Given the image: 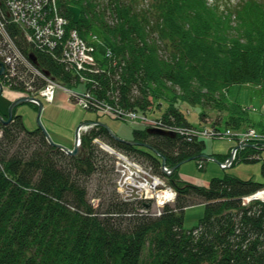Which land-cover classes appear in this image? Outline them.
<instances>
[{"label": "trees", "instance_id": "obj_1", "mask_svg": "<svg viewBox=\"0 0 264 264\" xmlns=\"http://www.w3.org/2000/svg\"><path fill=\"white\" fill-rule=\"evenodd\" d=\"M59 7L68 30L87 40L99 33L114 51L87 86L100 99L143 113L165 105L170 125L192 126L181 109L187 103L202 107V121L218 112L215 126H255L228 92L243 83L264 92V0L226 9L208 0H59ZM9 29L25 53L36 52L21 29ZM36 55L43 71L78 84L64 64ZM0 128V264H264V202L242 203L264 183L226 174L201 186L179 179L176 169L169 181L178 196L154 215L144 202L120 197L115 157L95 139L160 173L152 150L116 140L102 125L82 134L76 156L42 129H28L20 114ZM189 137L135 129L134 139L174 166L203 152L205 137ZM242 150L238 159L258 160L256 148ZM196 203H205V213L186 229L185 210Z\"/></svg>", "mask_w": 264, "mask_h": 264}, {"label": "built area", "instance_id": "obj_2", "mask_svg": "<svg viewBox=\"0 0 264 264\" xmlns=\"http://www.w3.org/2000/svg\"><path fill=\"white\" fill-rule=\"evenodd\" d=\"M0 15V59L7 68L5 82L21 83L28 92H38L48 101L54 99L56 88L61 86L24 55L12 36L10 24L18 26L33 47L73 69L81 80L91 81L92 72H100L95 46L85 40L77 29L67 30L68 20L62 15L58 0H0ZM105 55L112 57V51L107 49ZM23 63L26 69L21 74L19 68ZM40 80L44 81V85L38 90ZM65 89L71 99L84 108H95L99 112L126 120H139L146 126L175 131L189 138L214 136L237 139L240 144L253 143L264 149V132L254 127L223 130L213 125L201 129L170 125L162 118L149 117L145 113L99 99L88 90L73 92ZM106 148L116 157L117 189L125 200L152 204L154 215H160L165 205L176 200L177 190L162 173L156 172L153 167L143 166L123 152L109 146ZM228 165L229 162L223 164L224 167ZM160 168L162 172L170 171L167 165H161ZM253 201L264 202V187L242 197L245 205Z\"/></svg>", "mask_w": 264, "mask_h": 264}, {"label": "rangeland", "instance_id": "obj_3", "mask_svg": "<svg viewBox=\"0 0 264 264\" xmlns=\"http://www.w3.org/2000/svg\"><path fill=\"white\" fill-rule=\"evenodd\" d=\"M240 0H208V3L214 5L218 3L222 9H226L227 6L231 8L235 7ZM63 15V14H62ZM1 16V15H0ZM64 16V15H63ZM65 17V16H64ZM67 19V18H66ZM68 20V19H67ZM69 23V21H68ZM18 27V26H17ZM19 28V27H18ZM85 39V38H84ZM87 40V39H85ZM92 43L96 48V56L102 57L106 53V49L112 51V57L114 55L113 49L108 45V42L102 37L101 34H91L87 40ZM110 57V58H112ZM104 59V57H102ZM109 58V57H108ZM102 59V60H103ZM93 80V77L91 76ZM91 80V81H92ZM89 79H83L82 82L78 80V84L68 85V88L73 92H82L90 84ZM60 91V89H59ZM19 94V91L5 89V94L0 97V108L5 109L6 98L8 94L14 95ZM94 96L98 97L95 93L91 92ZM67 96V95H66ZM99 98V97H98ZM228 98L232 102H238L250 111L251 123L254 124V128L258 131L263 130L264 132V92L262 89L250 83L234 84L231 86L228 92ZM74 101V100H73ZM69 101L70 107L62 109L63 106L51 108L43 107L40 121L38 120V108L29 102H23L16 107L17 113L23 116L25 125L28 129L35 130L40 124L50 135L52 140L56 144L64 145L57 142L56 139H60L57 136V131L53 132L54 129L59 131V134H63L66 143L71 144L74 138L76 139L77 127L82 122H101L108 125L119 137L126 140H133L135 137V129H146V125L141 124L139 120H126L119 116H111L109 114H102L95 108H84L75 101ZM44 105H48V102ZM167 105V101H163ZM2 106V107H1ZM165 105L157 106L154 104L153 110L144 112L150 117H162L165 111ZM9 108V105H8ZM181 109L185 113L187 121L193 127L204 128V125L212 126L213 122L216 121L218 112L211 111L209 115L201 119L202 107L200 105L190 106L187 103L181 105ZM62 110V111H61ZM7 112V111H6ZM2 112V113H6ZM226 120V118H225ZM47 123V125H46ZM216 123V122H215ZM219 128L225 130L226 125H217ZM91 127L88 128V130ZM246 128V127H245ZM85 132V131H84ZM205 148L198 156L192 160L184 162L178 169L177 174L179 179L198 184L201 186H209L211 180L214 177H224L226 174L236 176L243 180L252 179L256 182L264 183V150L255 153L257 161H247L234 158V164L227 168H222L221 161H227L233 148L239 145L237 139L223 138V137H212L207 136L205 139ZM101 144V143H100ZM66 146V145H64ZM68 147V146H66ZM75 147V143L74 146ZM144 147V146H143ZM69 148V147H68ZM242 149H239V156L243 157ZM246 153H251L250 150ZM224 159V160H220ZM144 164V163H143ZM173 204V203H172ZM205 213V203H196L190 205L185 210V221L184 227L186 229L194 228L199 224L200 219Z\"/></svg>", "mask_w": 264, "mask_h": 264}, {"label": "water", "instance_id": "obj_4", "mask_svg": "<svg viewBox=\"0 0 264 264\" xmlns=\"http://www.w3.org/2000/svg\"><path fill=\"white\" fill-rule=\"evenodd\" d=\"M30 58L36 63L37 62V57L34 53H31L30 54ZM5 71V65L3 62L0 61V75H2ZM48 74V72H47ZM2 94V84L0 83V96ZM33 98L32 97H20L18 99H16L15 101H13L11 103V105L9 106V109H8V114L7 116L3 115L0 113V122L2 124H9L12 119H13V115H14V109L22 102H28V101H31ZM38 120L40 121V115H41V112H42V109L44 107V103L41 101V100H38ZM83 125H102L104 126L108 132L116 139V140H119V141H123V142H126V143H129V144H132V145H137V146H144L150 150H152L156 155L160 156L162 158V164L165 165L167 163V157L164 156L160 151H158L156 148H154L151 144L149 143H144V142H141V141H138V140H126L124 138H121L119 137L108 125H106L105 123H101V122H84ZM40 129L43 130V132L45 133L48 141L62 149L63 151H65L66 153L70 154V155H78L81 153L82 151V146H81V140H79L78 142V138H77V135H78V132H76V143H75V147L73 148H68L64 145H60V144H56L52 138L50 137V135L46 132V130L43 128V126L40 124L39 126ZM80 128V127H79ZM79 128L77 129V131L79 130ZM147 132L151 133V134H159V135H166V136H171V137H175L176 136V133L174 131H170V130H166V129H163V128H154V127H150V128H147ZM79 137V136H78ZM244 146H250V144L246 143L244 144ZM240 148V146H237L235 148H233V150L231 151V154L228 158V161L229 162H232L233 159H234V156H235V153L236 151ZM198 156H202V155H197V156H194V157H190V158H187V159H184L183 161L175 164L174 166H172L170 168V171L167 172L168 174H170L172 171L178 169L184 162H187L188 160H192Z\"/></svg>", "mask_w": 264, "mask_h": 264}, {"label": "crops", "instance_id": "obj_5", "mask_svg": "<svg viewBox=\"0 0 264 264\" xmlns=\"http://www.w3.org/2000/svg\"><path fill=\"white\" fill-rule=\"evenodd\" d=\"M13 91V90H12ZM67 95V93L65 92V91H63V90H61L60 89V91H59V89H57L56 90V95H55V100L52 102V103H48V105H44V107H45V109L48 107H50L51 108V110L53 109V108H55V107H59V106H63V108L62 109H67V108H69L70 107V102H69V100H68V95ZM8 96V99L6 98V100H5V103H6V108L3 110V109H1L0 108V111H2V112H6L7 111V107H8V105H10L14 100H16V99H18L21 95L20 94H14V95H10V94H8L7 95ZM45 102V101H44ZM45 103H47V102H45ZM21 104V103H20ZM2 107V106H1ZM62 111V110H61ZM16 112H17V110H16ZM19 114V113H18ZM84 122H82V123H80L79 124V126L81 125V124H83ZM46 125H47V123H46ZM48 126V125H47ZM78 126V127H79ZM78 127H77V129H78ZM55 131H57V136L60 138V139H56L57 140V142H59V143H61V144H64V145H66V146H68L69 148H73V146H74V138H73V141H72V143L71 144H69V143H66L64 140L65 139H62V138H65L64 137V135L63 134H59V131L58 130H55L54 129V131L53 132H55Z\"/></svg>", "mask_w": 264, "mask_h": 264}, {"label": "bare ground", "instance_id": "obj_6", "mask_svg": "<svg viewBox=\"0 0 264 264\" xmlns=\"http://www.w3.org/2000/svg\"><path fill=\"white\" fill-rule=\"evenodd\" d=\"M20 90V92H22V93H25L26 92V89L24 88V87H22V89H19Z\"/></svg>", "mask_w": 264, "mask_h": 264}]
</instances>
